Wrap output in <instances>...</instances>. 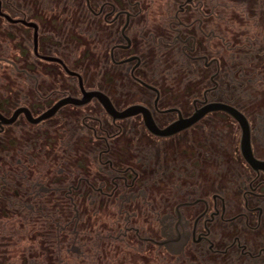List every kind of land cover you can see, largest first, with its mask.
I'll return each instance as SVG.
<instances>
[{"label":"flooded vegetation","instance_id":"flooded-vegetation-1","mask_svg":"<svg viewBox=\"0 0 264 264\" xmlns=\"http://www.w3.org/2000/svg\"><path fill=\"white\" fill-rule=\"evenodd\" d=\"M264 0H0V264H264Z\"/></svg>","mask_w":264,"mask_h":264},{"label":"water","instance_id":"water-1","mask_svg":"<svg viewBox=\"0 0 264 264\" xmlns=\"http://www.w3.org/2000/svg\"><path fill=\"white\" fill-rule=\"evenodd\" d=\"M250 162H252L254 165L264 167V161H257L256 159H253L252 157H249Z\"/></svg>","mask_w":264,"mask_h":264}]
</instances>
